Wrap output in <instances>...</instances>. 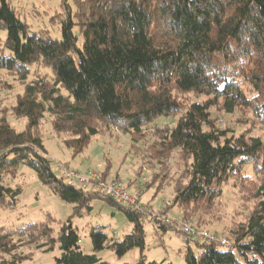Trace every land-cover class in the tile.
I'll return each mask as SVG.
<instances>
[{"label":"trees","instance_id":"16d2710c","mask_svg":"<svg viewBox=\"0 0 264 264\" xmlns=\"http://www.w3.org/2000/svg\"><path fill=\"white\" fill-rule=\"evenodd\" d=\"M14 1L0 0V32L6 33L0 70L25 85L13 114L26 119V127L19 132L0 117V208L16 207L23 189L7 181L24 165L74 206V216L83 217L94 200H101L123 212L133 228L115 239L105 233V226L91 227L95 254L82 250L72 217L57 234L53 217L1 229L0 264L31 260L34 252H18L25 246L42 252L58 246L56 264H106L98 253L110 250L122 258L136 249L139 258L133 264H170L146 258L145 223L151 212L128 208L56 176L38 132L46 115L54 131L66 136L63 142L74 157L95 136L114 130L128 134L133 150L141 156L144 152L151 170L156 160L167 169L162 175L153 173L150 184L160 182L157 191L164 188L162 180L170 170L163 158L179 151L186 169L171 182V208L151 221L163 231L180 235L177 227L163 222L167 215L204 228L199 210H210L233 178L248 182L256 176L255 207L245 222L228 230L236 250L197 241L195 251L186 244L185 264H264V140L230 135L217 127L211 111L221 105L227 114L244 109L264 120V0H73V6L63 3L59 39L43 28L32 31ZM35 66L48 73L28 81ZM182 94L205 100L185 104ZM174 116L175 125L156 122ZM147 133L159 148L152 156L142 142ZM247 167H252L253 177L245 173ZM233 187L241 189L234 182ZM194 216L200 221H192Z\"/></svg>","mask_w":264,"mask_h":264},{"label":"rangeland","instance_id":"374dc122","mask_svg":"<svg viewBox=\"0 0 264 264\" xmlns=\"http://www.w3.org/2000/svg\"><path fill=\"white\" fill-rule=\"evenodd\" d=\"M63 3L74 5L73 0H66V2L64 0H15L13 2L19 15L31 26L32 31L43 28L58 39L61 38L59 21L65 15L66 9ZM5 35V32H0V48ZM47 73L48 70L45 68L35 66L32 68V75L28 81ZM24 86L18 77L9 75L5 70H0V117H6L10 125L19 132L25 130L26 119L16 118L13 114V107L17 103L18 95L23 93ZM63 94H67L66 91H63ZM179 98L185 104L196 100H205V97L195 94H182L179 95ZM211 111L217 127L223 130L228 129L231 132L230 135H245L264 140V120L249 110L238 109L234 114H227L220 105L212 108ZM177 118L175 116L172 118L161 117L156 122L175 125ZM38 132L43 137L47 157L52 163L54 173L67 183L75 185L74 181L66 178V170L79 172L81 175L89 171H101L110 180L121 181L130 193L141 192L140 203L146 211L151 212L150 214H159L160 211L165 212L171 208L163 211L162 205L165 201L172 200L171 182L179 179L186 169V161L182 159L179 151L175 150L163 158L170 170L167 171L166 178L162 180L165 184L164 188L157 191L160 182H156L153 186L150 184L153 173L162 175L166 173L167 169H161L156 160V167L151 170L147 164L148 160L143 158L144 152L141 156L133 150L128 134L114 130L112 134L95 136L89 146L79 156L74 157L73 151L68 149L63 142L66 136L58 135L54 131L49 115H46L38 128ZM145 139L142 141L145 146L143 143L140 144L141 151L144 146L150 156L155 155L159 151V148L156 149L154 146L156 138L147 133ZM148 158L150 160V157ZM245 173L251 177L254 176L252 167H247ZM233 182L241 189L234 188ZM7 183L13 188L21 186L23 191L14 209L0 208V230L15 228L32 222H45L48 217H53L55 220L53 228L57 234L61 224L72 217L74 226L79 230L82 250L86 254H95L90 237L91 227L105 226V233L110 238L114 237L115 239H122L133 228V224L123 212L101 200H94L91 204L92 210L90 212L84 211L83 217L74 216V206L64 203L48 186L39 180L33 170L24 165L19 167L18 176L15 179L10 177ZM257 183L258 178L256 176L248 182H240L233 178L230 183L225 185L223 196L216 200L210 210L200 209L196 214L202 221L200 224L212 233L228 237L229 228L245 222L255 207L256 200L252 193ZM134 184L135 187H133ZM139 185L142 187L136 188ZM148 190L154 192L153 198L151 197L152 192L143 195ZM170 211L169 213H173ZM194 218L192 221L198 220L197 217L194 216ZM145 230L147 235L144 252L148 262L185 264L186 244L175 231H163L151 221L145 223ZM191 246L197 251L195 243H192ZM18 252L35 253L31 260H26L22 264H56V259L61 255L58 246L50 252L35 251L34 247L25 246ZM136 252L139 251L133 250L122 258H118L110 250H104L97 255L106 264H131L132 256ZM2 257L4 259L9 258L8 256Z\"/></svg>","mask_w":264,"mask_h":264},{"label":"built area","instance_id":"2783aa9c","mask_svg":"<svg viewBox=\"0 0 264 264\" xmlns=\"http://www.w3.org/2000/svg\"><path fill=\"white\" fill-rule=\"evenodd\" d=\"M117 131V130H116ZM66 178L75 182V186L83 190H97L106 196L117 200L124 206L128 208H136L140 211H146L140 203L141 192L136 191L135 193H130V191L124 186L121 181L109 179L105 177L101 171H89L84 175L79 172L66 170ZM171 205L170 201H165L162 205V210L165 211ZM158 214H151L149 217L150 221H154L158 218ZM148 219L144 218L142 221L146 222ZM162 220L169 227L178 228L180 231V237L185 244H192L195 242H208L217 243L222 251H235V243L232 242L226 236H220L212 233L204 228H199L193 223L178 220L172 216H164Z\"/></svg>","mask_w":264,"mask_h":264},{"label":"crops","instance_id":"0c3cea01","mask_svg":"<svg viewBox=\"0 0 264 264\" xmlns=\"http://www.w3.org/2000/svg\"><path fill=\"white\" fill-rule=\"evenodd\" d=\"M137 185V184H136ZM133 187H135V184H134V186ZM142 187V185H139V186H136V188H141ZM142 190H144L145 191V189H142ZM151 190H152V188H151ZM151 190H148V191H146V192H144V194L143 195H145L146 193H148V192H152ZM154 192H152V195H151V197L153 198L154 197V195L155 194H153ZM156 193V192H155ZM150 197V198H151ZM139 258V252H136V253H134V256H132V259H131V261H132V263L131 264H133V263H135L136 262V260Z\"/></svg>","mask_w":264,"mask_h":264}]
</instances>
